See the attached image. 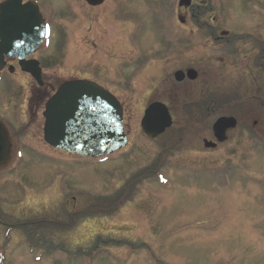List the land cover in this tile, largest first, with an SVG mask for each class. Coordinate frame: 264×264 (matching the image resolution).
Masks as SVG:
<instances>
[{
    "label": "rangeland",
    "instance_id": "374dc122",
    "mask_svg": "<svg viewBox=\"0 0 264 264\" xmlns=\"http://www.w3.org/2000/svg\"><path fill=\"white\" fill-rule=\"evenodd\" d=\"M178 1L105 0L90 8L83 0H36L53 28L42 59L46 83L37 90L33 80H22L18 68L8 66L0 112L9 119L3 103L10 98L22 104L13 109L22 113V132L30 131L42 125L44 101L56 86L90 79L120 100L129 142L104 162L45 146L24 148L23 164L11 179L23 172L26 181L17 191L15 183H0V212L12 227L37 223L42 238L0 226V264H264V141L252 127L249 141L242 132L253 121L264 126V115L258 102L232 107L231 95L244 89L220 81L234 72L222 60L229 43H206L210 30L216 36L228 31L229 40L261 34L264 0H201L219 3L212 29L198 27L208 22L207 14L197 19L195 8L178 7ZM250 38L235 46L252 51ZM188 68L211 70L214 83L204 76L177 83L173 73ZM250 83L252 92L264 85ZM32 95L37 105L28 112L24 100ZM202 96L224 108L202 118L189 111V122L184 108L195 109L206 100L200 102ZM154 101L170 105L174 123L150 139L140 120ZM234 112L240 122L227 132L228 140L206 150L202 137L213 121ZM120 195L128 199L110 207Z\"/></svg>",
    "mask_w": 264,
    "mask_h": 264
},
{
    "label": "water",
    "instance_id": "95a60500",
    "mask_svg": "<svg viewBox=\"0 0 264 264\" xmlns=\"http://www.w3.org/2000/svg\"><path fill=\"white\" fill-rule=\"evenodd\" d=\"M96 6L104 0H85ZM190 0H180V6H188ZM30 5H20L11 0L0 5V69L4 56H16L22 69L39 80V69L24 58L41 41V19ZM34 64V63H33ZM36 64V63H35ZM184 73H175L177 81ZM190 80L196 78L194 70L186 72ZM44 139L53 147L80 156L99 157L111 154L126 144L122 128V107L117 99L97 84L85 80L63 83L46 102L43 112ZM171 124L167 109L160 103H152L141 120L143 132L150 138L162 133ZM235 126L233 118H219L214 124L215 135L223 140L224 132ZM1 127V126H0ZM7 140L0 128V152ZM1 154V153H0Z\"/></svg>",
    "mask_w": 264,
    "mask_h": 264
},
{
    "label": "flooded vegetation",
    "instance_id": "af4514ba",
    "mask_svg": "<svg viewBox=\"0 0 264 264\" xmlns=\"http://www.w3.org/2000/svg\"><path fill=\"white\" fill-rule=\"evenodd\" d=\"M198 1L199 0H193V3H192V0H191L190 6L185 8V9L188 11H192L195 8V10L197 11V17H196L197 19L200 18L202 15L207 14L206 18H208V22L205 21L206 24H202V26L198 25V23H197V25H198V27H202V28L206 27V28L212 29L214 27L213 23L216 21L215 11L218 9L219 3L217 1H216V4L211 3V2L202 3V1L200 0L201 3L199 4ZM42 16H43L44 21L47 23L49 30H50V34L48 37V38H50L49 43H48V45H44L45 42L42 41V43L38 46L37 50L35 51L34 55L28 57L27 59H38L39 60V66L41 67V70H42V79H43V84H44V83H46V80H45V78H43L44 64L42 61L43 56L41 53H46L51 48V37L53 35L52 34L53 28H52V24H51V20H50L49 16L45 17L44 14H42ZM178 19L182 25L185 24V22L183 21V18L179 17ZM209 21L211 23H209ZM262 21H264V20H262ZM219 33H220V35L216 36L214 30L208 31L207 38H209L211 40H210V42L206 41V43H212L213 42V44H214V42H219V41L228 42L229 43L228 52L226 53V56H222V60H226L228 62L229 68L234 69V72L230 78H225V79L221 78L220 81L225 80L224 81V83H225V82H228V80H232V84H236V87L240 86L241 89H242V87L244 89L243 92H241V93H235V94L231 95L233 99H232V101H229V102L232 103V107L239 104L241 106V108H245L246 102L251 103V105L254 102H258L257 106L260 108L262 114L264 115V85L260 86L259 92H252L251 83H250L252 81H255V82L259 81L260 83L264 84V27L262 29V33L257 34V35H254V34H235L234 33L236 36H233L232 40L228 39V36H229L228 31H220ZM250 35L253 36V38L252 39L250 38L251 40H249L250 44L252 45L251 46L252 51L244 50L245 47H236L235 46L236 42H241V44H242L245 41V38L250 37ZM214 46H215V44H214ZM172 48H170V49H172ZM240 48H243V49L239 50ZM5 61H6V64L0 73V81H3L4 72H5V69L8 68V66H11V68H13V69H16V67H17L19 73L25 77V78H22V80L27 79V78L30 80H33L30 74L25 73V72L20 70L19 62L16 58H8ZM208 62L214 63V62H220V61H218V58H210ZM194 70L196 71V75H197L196 79H198L200 76H204V77H208L205 79V82L211 81V83H214L213 79L211 77L212 74H209V73H212L211 70H202L200 68H198V70L197 69H194ZM217 77H218V75H217ZM185 80L186 79L182 80V82H184ZM18 82L21 83L20 80ZM182 82H180V83H182ZM189 82H192V81H189ZM53 86L54 85L52 84L51 87H53ZM247 86H248V88H246ZM39 88L40 87H38V86L36 87L37 90ZM56 88H57V86L54 88V90ZM235 88H233L234 91H236V92L239 91V90H236ZM246 89L249 91H247ZM36 97H37V95H32V96H30L29 100H27V101L24 100V102H27V111L28 112H30L32 109H34L36 107L37 104H34ZM39 97H42V96H39ZM203 97L206 98V100H204ZM201 99L202 100H200V102L203 100L204 101L202 103H200L199 105L194 106L195 109L194 108L192 109V107H188V109L184 108L185 109L184 110V112H185L184 117L190 118L191 120L188 119L189 122L194 121L193 120L194 117L191 115V113L189 111H194V112L198 113V116H199L198 118H202V117H205L202 115H211L214 112L218 111L219 109L224 108L223 106L218 105L219 100L216 98H213L212 96L210 98H207L206 96H202ZM28 102H29V104H28ZM16 105L18 106L19 109H22V107H23L22 104H20V103L16 104L13 100H11V98L6 100L5 103H3V106L5 107V109H7L9 111V114H10V115H8L9 119H7L6 116L2 112H0V122L2 123L0 128L3 132L4 137L6 138V140H8V144H7L8 148L7 149L5 148L4 151L0 152L1 153L0 154V183H3V185L5 187H7L8 185L11 187V184L14 185V183H15V185H14L15 190L17 188V185L26 181L25 180L26 174L23 172L20 174L18 173L14 179H11V175L13 173H15L16 171H18V168L20 167V165L23 164L22 163V158H23L22 150H24V148H27L29 151H34L35 148H37V147L42 148L43 146H45L51 152L57 151L56 149L48 146L43 141L42 111H41V118H42L41 124L42 125L36 126L34 129L31 128L30 131H24L23 130V132H22L21 129L24 127H22L21 124L24 121H23V118L21 116L22 113L21 112L18 113L16 110L13 109L14 106H16ZM249 105L250 104H248V106ZM167 106H168L169 112L172 116V110H170V105L167 104ZM232 114L233 115H226V116H233L236 119L237 124H238V120L240 119V115L237 114V112H234ZM220 116H222V115H220ZM218 117H216V118H218ZM10 118H14V119L10 120ZM239 122H240V120H239ZM260 123L261 122H259V124ZM260 125H264V123L260 124ZM13 127H15L16 129ZM236 127H237V125H236ZM251 127L255 130L254 133L257 134V139L264 141V126L259 127V125L256 121H253L252 126L249 125V126H243L242 127V132H243V134L246 135L248 141H249V134L251 132ZM227 132H226V134H227ZM23 133H25L26 135L24 134L25 135L24 136ZM37 133L40 134L39 135V141H37L34 138L37 136ZM127 137H128V135H127ZM204 140L211 141L212 143H214L215 146L211 149H218V147L221 145V143H217V139L215 138V136L212 132V129L210 130L208 136L202 137L203 142H204ZM227 140H228V136H226L224 142H222V143H225ZM205 149L209 150L207 148H205ZM51 156H53V155H51ZM52 158L57 160V158H55V156H53ZM11 191H13L12 188H11ZM13 193H15V192L13 191ZM127 199H128V196L120 195L115 200V202L112 203V205H110V207L117 206V205L119 206L123 200H127ZM4 218H5V216L0 212V226H2L1 228L7 229V230L10 229V231H11L15 226H17L22 235L25 234L24 232H26V231H29L30 234H32L33 232L36 231V234L34 235V237L37 240L42 238L41 236L40 237L38 236V238H37L38 228H39L37 223L26 222V223H22V224L13 225V227H12L10 225L5 224L6 222L3 221ZM25 224L32 225V228L29 229V228L25 227L26 229L23 231L22 227ZM5 225L7 226V228Z\"/></svg>",
    "mask_w": 264,
    "mask_h": 264
}]
</instances>
